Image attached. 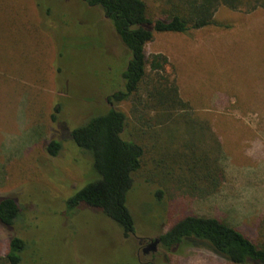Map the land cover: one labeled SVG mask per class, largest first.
<instances>
[{
    "label": "rangeland",
    "instance_id": "rangeland-1",
    "mask_svg": "<svg viewBox=\"0 0 264 264\" xmlns=\"http://www.w3.org/2000/svg\"><path fill=\"white\" fill-rule=\"evenodd\" d=\"M165 1L145 0L148 16L160 17ZM215 19L230 27L155 32L146 43V55L168 58L166 70L190 109L181 122L140 126L149 146L158 139L168 159L178 147L181 160L192 144L190 121H207L222 143L224 181L215 194L194 197L149 161L133 179L127 205L135 232L125 235L99 209L68 210L66 201L97 178L91 156L70 138L73 128L114 106L128 116L129 134H138L131 102L110 103L105 93L117 84L128 53L103 13L81 0H0V198L13 197L21 208L12 226L0 224V253L17 234L28 243L27 264H233L201 245L171 252L157 244L142 253L139 238L158 236L189 214L217 217L261 239L264 9L222 6ZM52 139L61 142L56 156L45 148ZM161 184L165 193L157 200Z\"/></svg>",
    "mask_w": 264,
    "mask_h": 264
},
{
    "label": "trees",
    "instance_id": "trees-1",
    "mask_svg": "<svg viewBox=\"0 0 264 264\" xmlns=\"http://www.w3.org/2000/svg\"><path fill=\"white\" fill-rule=\"evenodd\" d=\"M81 1L103 13L114 36L128 53L121 67L118 64L117 84L105 93L110 103L130 101L132 119L139 127L134 128L138 129V134H129L128 116L112 106L70 131L75 144L91 156L97 178L72 194L66 206L68 210L81 204L97 208L128 235L135 232V217L127 205L129 193L134 176L143 174L149 161L155 163V170L162 166L165 175L170 173L174 185L182 193L198 198L218 192L225 178L222 143L202 118L190 121L192 144L184 146L181 160L177 157L181 155L178 147L174 150L177 151L174 152L176 157H165L164 147L158 146L156 129L151 131L156 143L152 146L146 143V131L140 125L162 127L172 118L181 122L189 115L186 111L190 109L188 102L179 96L178 86L166 70L168 58L162 53L146 55V43L153 39L155 32L185 33L191 28L206 26L229 28V24L215 19L219 7L250 12L264 9V0H166L161 16L154 19L148 16L145 0ZM58 108L56 106L55 111ZM151 111L153 115L149 116ZM52 119H56L55 114H52ZM45 148L50 156H56L61 142L52 139ZM174 164L178 168L172 173ZM161 185L155 191L157 200L164 197L165 187ZM20 214L21 208L13 197L0 198L1 225L12 226ZM261 228V239L255 242L225 220L189 214L174 220L161 231L159 245L171 252L183 246L201 245L233 264H264V222ZM27 246L24 238L12 234L6 251L0 253V264H27L24 256Z\"/></svg>",
    "mask_w": 264,
    "mask_h": 264
},
{
    "label": "flooded vegetation",
    "instance_id": "flooded-vegetation-1",
    "mask_svg": "<svg viewBox=\"0 0 264 264\" xmlns=\"http://www.w3.org/2000/svg\"><path fill=\"white\" fill-rule=\"evenodd\" d=\"M157 237L158 236L148 237L147 239L139 238V244H141L140 248H141L142 253L149 254V253L155 252V250L157 249L156 247H155L154 251H151V250L153 249V246H154L153 240H155V238H157Z\"/></svg>",
    "mask_w": 264,
    "mask_h": 264
},
{
    "label": "water",
    "instance_id": "water-1",
    "mask_svg": "<svg viewBox=\"0 0 264 264\" xmlns=\"http://www.w3.org/2000/svg\"><path fill=\"white\" fill-rule=\"evenodd\" d=\"M160 239L157 237L155 238V240H153V249L151 251H154L155 250V247H157V244L159 243Z\"/></svg>",
    "mask_w": 264,
    "mask_h": 264
}]
</instances>
